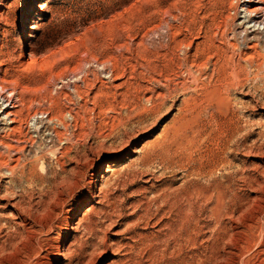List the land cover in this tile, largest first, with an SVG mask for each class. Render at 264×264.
Instances as JSON below:
<instances>
[{"label":"rangeland","instance_id":"obj_1","mask_svg":"<svg viewBox=\"0 0 264 264\" xmlns=\"http://www.w3.org/2000/svg\"><path fill=\"white\" fill-rule=\"evenodd\" d=\"M242 1L0 0V85L18 98L13 122L0 115V196L32 192L50 213L34 228L35 253L8 264H115L132 236L122 215L150 184L208 209L216 181H233L235 206L253 195L264 181V156L252 152L264 145V24L251 31ZM229 116L252 147L243 156L239 145L232 172L204 154ZM175 135L195 142L163 150ZM108 160L93 191L88 178ZM112 205L122 215L103 230ZM259 205L219 225L214 264H264V210L244 227ZM58 246L65 257L52 262Z\"/></svg>","mask_w":264,"mask_h":264},{"label":"bare ground","instance_id":"obj_2","mask_svg":"<svg viewBox=\"0 0 264 264\" xmlns=\"http://www.w3.org/2000/svg\"><path fill=\"white\" fill-rule=\"evenodd\" d=\"M243 3H245L243 5V11L245 13L243 18L246 20V22L252 23L250 27L252 28L251 31H257L259 29V25L264 24V8L261 5H257L254 9H248L253 3L259 4L258 0H243L242 4ZM3 91L4 88L2 89L0 85V115H3L4 118H7L10 120V122H13L15 116V112L13 110L17 107L18 98L15 97L13 91H6L7 93ZM162 95L164 96L166 94ZM184 109L186 110V107H184ZM181 112L183 113V111ZM42 114L43 113L40 112L41 116ZM34 117H36V114L33 116V118ZM188 121L186 120V122ZM222 122L223 126L220 130V134H217L216 139L214 138V143L210 145L211 148L206 149L207 152L204 154H209V156H212V165L218 166L219 169L225 168V170L232 172V170L234 171V165L231 161V158H234L237 153H241L239 152L241 149H239V145H241L243 150H246L247 152L243 153L242 150L243 156H247L249 149L252 147L250 144L246 143L247 141L244 140L245 138L242 139V141L238 140L239 138H237L236 135L240 128L238 129L232 116L227 117V119ZM176 131L177 130L175 129V133ZM181 132H179V134ZM176 135L172 141L167 140V142L163 144V150H170L174 145L175 148L177 147L179 151H182L187 148L188 143L195 142V140L192 138L184 137L186 134L182 137L179 136V138L176 137ZM253 151L264 156V145L260 147L258 146L257 149L252 150V152ZM109 162V160L105 163L102 162L100 167H98L97 172L92 173L88 178V183L91 184L93 191L98 186V179L103 177L99 175L103 165L106 164L107 166V163ZM206 164H208V162ZM206 164L201 165V168H206ZM239 170L240 171L238 174L240 176L238 179L241 182L246 184L252 180L246 159L242 160V165ZM126 177L132 182L136 180L137 174L132 172V174H127ZM222 178L223 177H221V179ZM232 182L233 181L230 179L227 181V184H224L225 182L223 183L216 181V190L220 194V197H216V206L213 205V207L209 209L206 208V206L199 205V203L195 200L193 201V193H185L184 196L182 195V189L180 188H159L151 184L149 186H143L138 190L142 193L140 194L141 198L140 200L137 199L138 201H136V203L131 206L134 209L133 212L131 211L132 213H125L122 215V208L112 205L109 208L107 216L108 223L104 222V228L101 225V229H107L112 225V223L114 224V218L120 217L122 215L127 220L125 229L132 233V236H130L131 239L129 238L130 243L127 245L129 247L128 252L122 254L119 259L113 263L202 264L204 259L208 258L207 260L210 261V264H214L216 260V257L214 256V245L215 238L217 237L216 231L219 225L231 224L233 221L235 222L239 216L244 215L250 204L259 202L260 205L256 209L257 211L253 219L250 221L248 220L249 224L244 226L249 230L250 228L256 227L257 221L259 219L258 215L264 210V181L256 182V184L254 183L255 185L250 187V192H252L253 195H249L250 197L248 196L245 201H242L236 206L234 205V201H232L234 197H236ZM151 192H153V196L151 195ZM94 193L95 192H91L93 195ZM31 196L32 192H29V196L26 199H24L23 195H18V199L7 197L6 195L0 196V210L5 212L7 211L5 215H3L4 213H0V264H8V258H15L18 261H24L25 258L27 259L35 253V250L33 249L34 228L35 226L42 224L43 216H48L50 213L48 212L49 210L46 211L44 200L38 199L33 201L31 200ZM151 196L153 198H151ZM197 197L198 196L195 198ZM208 197L212 198L211 195H208ZM1 200H4V202L1 203ZM204 212L206 213L205 215ZM8 228H11L12 231L8 232ZM207 233H209V235ZM206 234L208 235L207 237H205ZM232 236H234V234H227V237L224 240L228 242ZM94 246V250L89 252L87 255L88 261H90L92 256L98 252V247L96 248V245ZM211 251L214 252L212 253ZM208 252H211V255L207 257ZM48 253L56 256L53 257L51 260L52 262L58 257L64 256L61 251V246L53 247Z\"/></svg>","mask_w":264,"mask_h":264}]
</instances>
